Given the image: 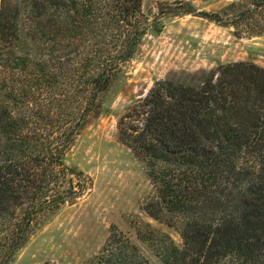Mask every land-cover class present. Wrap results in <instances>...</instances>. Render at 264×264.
<instances>
[{
	"label": "trees",
	"instance_id": "1",
	"mask_svg": "<svg viewBox=\"0 0 264 264\" xmlns=\"http://www.w3.org/2000/svg\"><path fill=\"white\" fill-rule=\"evenodd\" d=\"M181 8L237 33L264 32V0ZM146 26L141 0H0V264L89 188L65 155ZM117 130L152 184L143 212L179 234V243L157 229L141 235L162 264H264V67L240 60L156 79ZM80 264L151 263L111 227Z\"/></svg>",
	"mask_w": 264,
	"mask_h": 264
},
{
	"label": "rangeland",
	"instance_id": "2",
	"mask_svg": "<svg viewBox=\"0 0 264 264\" xmlns=\"http://www.w3.org/2000/svg\"><path fill=\"white\" fill-rule=\"evenodd\" d=\"M230 1L141 0L146 32L103 96L100 114L79 131L65 155L66 164L81 170L90 186L74 203L44 218L10 264H80L98 251L111 227L126 234L151 264H162L141 235L157 229L177 243L180 237L143 212L152 184L143 162L119 141L117 120L156 79L182 80L240 60L264 67V32L237 33L195 13H179L185 3L195 12H214Z\"/></svg>",
	"mask_w": 264,
	"mask_h": 264
}]
</instances>
